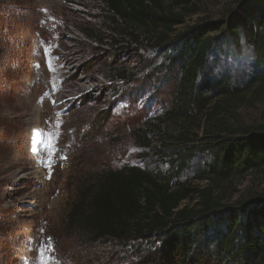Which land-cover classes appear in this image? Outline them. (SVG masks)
<instances>
[{
  "label": "rangeland",
  "instance_id": "1",
  "mask_svg": "<svg viewBox=\"0 0 264 264\" xmlns=\"http://www.w3.org/2000/svg\"><path fill=\"white\" fill-rule=\"evenodd\" d=\"M190 1L196 12L176 32L225 17L244 0ZM111 15L102 0H0V264H38L37 249L49 237L50 264H119L111 246L67 228L70 206L83 185L107 171L174 173L178 128L162 122L179 77V44L155 46L145 29H136L141 42L132 44ZM223 49L207 78L243 85L252 50ZM57 121L60 151L49 169L44 150L34 154L31 134L41 125L47 142ZM263 123L264 89L254 88L231 124ZM207 163L197 155L174 182L205 186L192 178ZM222 191L231 201L264 193V171L224 183Z\"/></svg>",
  "mask_w": 264,
  "mask_h": 264
},
{
  "label": "trees",
  "instance_id": "2",
  "mask_svg": "<svg viewBox=\"0 0 264 264\" xmlns=\"http://www.w3.org/2000/svg\"><path fill=\"white\" fill-rule=\"evenodd\" d=\"M102 1L132 44L141 42L136 29H145L155 46L179 44V77L162 123L178 128L171 140L180 147L172 175L130 167L83 185L67 228L88 243L111 246L119 264H264V193L231 201L222 191L224 183L264 171V123L231 124L248 92L264 89V0L239 1L225 17L179 32L196 12L190 0ZM243 45L253 55L243 85L207 78L214 55ZM197 155L208 163L192 181L206 185L174 182Z\"/></svg>",
  "mask_w": 264,
  "mask_h": 264
},
{
  "label": "snow or ice",
  "instance_id": "3",
  "mask_svg": "<svg viewBox=\"0 0 264 264\" xmlns=\"http://www.w3.org/2000/svg\"><path fill=\"white\" fill-rule=\"evenodd\" d=\"M52 65L49 64V69L52 70ZM56 102L53 101V107H56ZM56 115H59V113L57 112ZM60 124L61 122L60 121H57L56 124H55V127H56V131L53 132V131H48L46 133V136H47V142L43 143L42 145V149L44 150L45 152V155H46V161H45V164L44 166L45 167H48L49 169H51V167L54 165L55 163V159H56V156L57 154L59 153L60 149L58 148V141H59V138H60ZM40 133L37 131L34 136H33V139H32V144L35 145L37 143V140H36V137L39 136ZM135 151V149H133ZM33 152L35 154L36 152V149L35 147H33ZM60 159H66L65 156L61 155L60 156ZM45 249L48 250V252H51L52 250V245H51V238L49 237L48 238V241L47 242H41L39 248L37 249L38 251V256L40 257V259L38 260V264H50V261L51 259H53L52 257H47L45 258Z\"/></svg>",
  "mask_w": 264,
  "mask_h": 264
},
{
  "label": "bare ground",
  "instance_id": "4",
  "mask_svg": "<svg viewBox=\"0 0 264 264\" xmlns=\"http://www.w3.org/2000/svg\"><path fill=\"white\" fill-rule=\"evenodd\" d=\"M78 16H80V15H78ZM90 91H91V89H90ZM64 126V125H63ZM61 129V128H60ZM59 129V130H60ZM62 130V129H61ZM64 130V129H63ZM39 132L40 133V135L39 136H37L36 137V140H37V145H34L35 146V149L37 150V151H39V149H41V151L43 150L42 149V145H43V143H45L44 141H43V139H42V133H43V128L41 127V125H36L34 128H33V130H32V134H31V136L33 137L34 136V134L36 133V132ZM41 147V148H40ZM32 149V148H31ZM33 150V149H32ZM59 154V153H58ZM58 159V158H57Z\"/></svg>",
  "mask_w": 264,
  "mask_h": 264
}]
</instances>
